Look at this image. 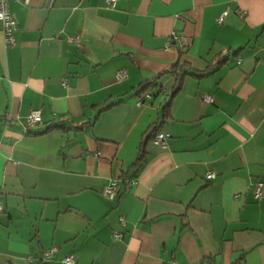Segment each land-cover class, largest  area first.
<instances>
[{
  "label": "crops",
  "instance_id": "1",
  "mask_svg": "<svg viewBox=\"0 0 264 264\" xmlns=\"http://www.w3.org/2000/svg\"><path fill=\"white\" fill-rule=\"evenodd\" d=\"M11 10L15 45L0 20V264H264L253 193L264 183V0ZM178 61L187 74L166 109ZM34 109L42 121L29 127Z\"/></svg>",
  "mask_w": 264,
  "mask_h": 264
},
{
  "label": "built area",
  "instance_id": "2",
  "mask_svg": "<svg viewBox=\"0 0 264 264\" xmlns=\"http://www.w3.org/2000/svg\"><path fill=\"white\" fill-rule=\"evenodd\" d=\"M11 1L13 0H0V20L3 22V31L6 36V41L10 46H13L16 44V37H15V31L18 29V20L14 13L11 10ZM108 5L112 8H114L118 2V0H106ZM227 15V12H225L221 18L220 21L222 22ZM244 16V13H243ZM172 40L175 42H178L181 47H184L185 41L181 35L178 33H173ZM69 41L71 43L80 44V38L74 37L70 38ZM127 76V72L125 70L120 71L117 74L118 79H123ZM203 101L206 103H212L214 101V97L211 94H205L203 96ZM42 121V113L39 109H34L30 113L27 121V126H35L39 124ZM169 136H167L165 133L159 132L155 138L154 141L156 144L160 145L162 148H167L169 146ZM216 177V174L213 172H210L207 174L208 179H213ZM119 182L117 180H114L110 183V185L106 188V195L107 197L113 199L116 197V195L119 192ZM254 196L256 199H261L264 197V183L258 182L253 187ZM3 210V206L0 204V212ZM56 249L54 248L52 251L47 252L46 256H51ZM64 264H76V259L73 255L66 256L63 259Z\"/></svg>",
  "mask_w": 264,
  "mask_h": 264
},
{
  "label": "trees",
  "instance_id": "3",
  "mask_svg": "<svg viewBox=\"0 0 264 264\" xmlns=\"http://www.w3.org/2000/svg\"><path fill=\"white\" fill-rule=\"evenodd\" d=\"M180 45V44H179ZM181 47V46H180ZM181 48H183V47H181ZM223 61L222 60H219L218 62H217V64L216 65H220L221 63H222ZM186 64V63H185ZM185 64H182L180 61H178L174 66H173V68H172V70L175 72V74L177 75V77H179L178 78V81H179V84L177 85V87H176V89L170 94V100L168 101V103L165 105V107H166V109L167 108H169L170 109V107H171V105H172V101H173V99H174V96L181 90V87H182V84H183V78L185 77V75L187 74V71L186 70H184V68H186L185 67ZM156 79H158V78H156ZM149 80V81H146V82H143L142 83V85H141V87H140V90H139V93L141 94V93H143V94H147L148 93V91L150 90V88H153V87H155V85L157 84L156 83V81L157 80ZM162 88H160L159 90H158V92H156V95L155 96H157L158 94H160L161 92H162ZM214 102V101H213ZM212 102V103H213ZM164 107V108H165ZM109 108V107H108ZM156 131V130H155ZM157 132V133H156ZM155 133V135H154V138H155V136L159 133V131H156ZM163 133V132H162ZM169 140V139H168ZM254 193V192H253ZM262 199V198H261ZM259 200V199H258Z\"/></svg>",
  "mask_w": 264,
  "mask_h": 264
}]
</instances>
